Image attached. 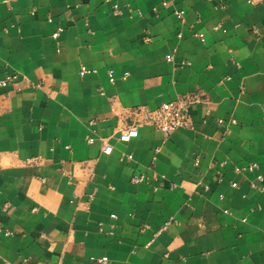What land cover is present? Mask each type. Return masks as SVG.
I'll return each instance as SVG.
<instances>
[{"label":"crops","instance_id":"obj_1","mask_svg":"<svg viewBox=\"0 0 264 264\" xmlns=\"http://www.w3.org/2000/svg\"><path fill=\"white\" fill-rule=\"evenodd\" d=\"M8 73L0 264H264V0H0ZM183 95L189 126L119 139Z\"/></svg>","mask_w":264,"mask_h":264},{"label":"built area","instance_id":"obj_2","mask_svg":"<svg viewBox=\"0 0 264 264\" xmlns=\"http://www.w3.org/2000/svg\"><path fill=\"white\" fill-rule=\"evenodd\" d=\"M3 2H7L8 0H2ZM163 5H167V2L164 1ZM112 11L114 13L119 12V5L117 3H112ZM174 15L181 21L182 23L185 21L184 19V10H174ZM51 21V19H49ZM63 28L58 26L51 34L52 38L57 39ZM194 35L200 40L204 41V33L197 32ZM165 60L171 61L172 55L167 54L165 55ZM88 70L84 67H81L80 74L83 75L87 73ZM108 80L113 83L115 81L114 73L112 69H108ZM128 76V73L125 72L121 76L122 80H125ZM17 78L15 73H8L2 79H0V86L6 87L10 83H12ZM194 98L190 97L189 95L179 96L175 99L164 101L159 104L157 107L148 108L144 104H137L133 106L129 111L130 123L126 125L123 129L119 132V139L123 142H127L132 138L138 136L139 129L141 127H152L158 131H160L164 138L169 137L171 134L174 133L179 128L187 127L190 124V112L189 106L194 102ZM96 120H91L90 123H95ZM218 122H222V119H218ZM88 142L93 141L92 137L87 138ZM102 152L105 154H110L112 151V146L108 143H103ZM158 151V148L155 149V152ZM124 159H132V154H125L120 156V160ZM35 159L31 158L29 161L33 162ZM197 163V161H196ZM225 161H221L220 165L223 166ZM258 168V164L256 162H249L244 165H233V169L236 172L241 171H253ZM146 179L144 174H137L133 175L130 179L131 183H139ZM251 186L256 188L259 191L264 192V177L259 173L256 176V180L251 181ZM175 185V184H173ZM237 185L236 182H232L231 186L235 187ZM114 216V215H112ZM169 222H166L163 226V229L167 227ZM3 230L0 224V232ZM5 234H9V231H4ZM106 258L103 257L102 261H105Z\"/></svg>","mask_w":264,"mask_h":264}]
</instances>
